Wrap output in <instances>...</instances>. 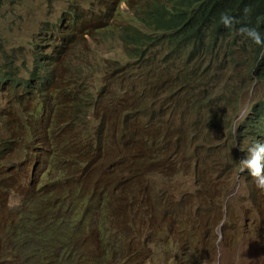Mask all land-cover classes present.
Segmentation results:
<instances>
[{"label": "rangeland", "instance_id": "rangeland-1", "mask_svg": "<svg viewBox=\"0 0 264 264\" xmlns=\"http://www.w3.org/2000/svg\"><path fill=\"white\" fill-rule=\"evenodd\" d=\"M122 1L0 0V76L11 72L17 80L0 84V138L23 136L15 101L29 96L34 79L38 94L22 105L33 106L35 118L47 119L55 99L52 121L65 137L87 127L110 139L89 156L95 167L80 181L73 179L78 164L68 169L71 178L56 179L55 155L44 165L43 152L29 163L19 143L0 152V264H100L94 258L108 245L116 254L102 260L110 264H264V191L237 167L253 142L239 139V123L264 101L253 46L235 32L221 48L220 35L197 46L171 45L167 36L144 48L137 39L153 31L131 17L133 10L111 11V25L99 23L100 10L127 8ZM122 27L133 35L120 37ZM115 29L107 42V30ZM60 86L62 93L82 86L85 96L99 94L95 103L82 101L100 110L84 115V103L69 96L60 110V96H51ZM14 167L39 169L25 176ZM46 201L44 221L31 217L29 207ZM52 211L62 220L56 233L69 234L55 248L44 229ZM94 221L104 228L101 242L90 231Z\"/></svg>", "mask_w": 264, "mask_h": 264}, {"label": "trees", "instance_id": "trees-1", "mask_svg": "<svg viewBox=\"0 0 264 264\" xmlns=\"http://www.w3.org/2000/svg\"><path fill=\"white\" fill-rule=\"evenodd\" d=\"M139 1L140 0H123L124 4H126L127 8H120V5L116 9H111L110 11L104 13L103 10H100V16L102 17L99 21L102 22L104 19L106 22L108 19H111L112 21V15L111 11L113 12H119L118 14H124L127 13L125 11L133 10V15L131 17L137 21H140L141 24L145 26L146 28L153 31V33L147 35L145 38L139 37L137 39V42L141 44L144 48L150 45L158 46L157 44L152 43V41L155 42L157 38H160V43L164 44L163 41L171 36L173 43H181L182 41L191 43L195 46L197 44L203 43V41L206 38H210L209 40L217 39V37L223 36L220 39L219 48H221L222 44L227 40L233 38V33L238 32V29L241 26H248L256 28L264 37V0H145V2L141 3V6L143 10L140 11L139 7ZM245 8L250 9V12L245 15ZM222 12H228L231 16H233L237 23L233 25L231 29L226 28L221 22H220V14ZM110 13V14H108ZM104 17V18H103ZM109 17V18H106ZM98 23V24H99ZM108 25H111V22H107ZM98 24H95L92 27L98 26ZM138 24V23H136ZM56 31L61 29L60 28H54ZM117 29V26H116ZM113 33H110V30H107L108 37L106 38V41L109 42L112 38H115V31ZM139 31V30H136ZM133 32L130 27H122L119 30V35L122 38L130 37L132 34H129ZM143 33V32H142ZM145 34V33H143ZM164 36H166L164 38ZM244 40L253 47L251 48L254 52V56L256 57L255 60L257 61V64H255L253 72L256 73V76L258 77L261 82H264V46L257 45L253 43L250 39H248L246 36L242 35ZM208 40V41H209ZM144 42V43H142ZM207 44H209L207 42ZM237 44V43H235ZM165 45H170V42L166 41ZM170 45V46H171ZM238 44L235 45L234 49L236 50ZM169 47V46H168ZM214 47H217L214 46ZM141 48V47H140ZM139 48V50H140ZM77 72V70H75ZM11 75V72H6L5 75L2 77L0 76V84H4L6 81H9V76ZM35 77V75H34ZM11 83L17 82V80H10ZM34 82V79L28 81V86L25 90L27 94L30 96L32 93H37L38 91L35 89H32V83ZM24 85V83L22 84ZM25 86V85H24ZM47 86V85H46ZM65 87L60 86L58 91H54V93L51 96L57 97L60 96V100L58 102V108L60 110L64 109L65 101H67V98L69 96L70 100L75 102H83V99L89 98L88 103H95V100L99 98V94H95V92L91 95H84L87 93V89L84 87H79V89L74 88L69 91L65 90V93L59 92L61 89H64ZM48 89V87H47ZM36 91V92H35ZM73 94H77L75 97H71ZM45 95V94H44ZM43 95V96H44ZM28 96V97H29ZM41 96V95H40ZM26 97L25 99H27ZM50 97V95H49ZM24 98H18L15 101L16 106L18 107V111L22 112V114L19 116L18 125L19 128L23 130L24 134L21 137V135L18 133L15 135L14 139H7L6 136L0 138V152L7 153V145L13 146L15 144H21L23 147L22 155L24 156V159H27L29 163L33 160L34 156L36 154H41L43 152V158L40 160V163H43L45 165L46 159L49 158V156L55 155V161L57 164H59L60 169L58 172V177L56 179H60L61 181H64L66 178H71L70 174L68 175V169L73 170L74 164H78L81 167L74 170L78 171L76 175L73 176V179L76 181H80L83 177L86 176L87 171L95 167L94 164H92V161L89 157H86L83 162H79V159L83 154H80L78 156H75L77 149L80 147L81 144L77 141V136L82 134V143L83 145H87L91 141V151L90 155L93 151L100 148L101 145H109L110 146V139H103L99 135L95 134L91 130V128H84V132L76 131L75 134H71L69 137L64 136L62 133V125L54 124L52 121V106L55 103L54 101L51 103V107L49 108L48 117L46 118H35L34 114V107L28 108L27 106L22 105L25 102ZM255 107L253 109H250V112H248L247 116L239 123L238 127V133L237 135L239 138H247V136L250 134L252 138H257V140L263 139L264 141V101L256 102ZM87 105V103L83 104V108ZM82 108V114L84 115H92L97 114L100 108L94 107L88 105L86 108ZM31 110V111H28ZM26 111L29 113L26 114ZM104 114V111L101 113ZM33 115V118L31 116ZM34 119V122L32 125H30L31 120ZM27 121V122H26ZM242 123V124H241ZM90 131V132H89ZM33 139V141H31ZM31 143V144H29ZM29 145V146H28ZM32 155V156H30ZM36 157V156H35ZM76 157V158H75ZM1 164L4 165L5 161L3 158L0 159ZM60 162H63L64 166L60 164ZM51 165V164H49ZM48 166V165H47ZM39 168H36L34 170H31L28 174H25L22 169L17 170V167H14V170L20 175L28 176L30 173H34L35 171H38ZM4 173L7 174L6 177L11 176V172L8 171L7 167H4L3 170ZM49 178H51L50 175H48ZM5 185L10 191L12 189V186L3 184L2 187ZM26 192V191H24ZM53 193V191H52ZM43 197L48 199L50 201L53 197L50 193H42ZM33 198V199H32ZM28 201L31 202L34 199V196L31 195L29 198H26ZM48 201L45 202L40 207L30 206L31 209L30 212H33L31 217H36V210L37 208L40 209H47V207H50L47 205ZM108 203V201H106ZM105 205H108L106 204ZM33 208V209H32ZM15 216H19V211L14 214ZM70 216H68L67 219H69ZM44 221V220H43ZM62 222L60 218L50 217L48 218L44 223V229L47 234V238L50 241L57 240L59 243L60 240L63 239L65 235L64 233L56 234L55 227ZM67 222V220H66ZM64 224V222H63ZM71 230V227L68 229V231ZM94 230L96 232V236L98 241H102L105 237L104 228L100 223L93 222L92 228L90 231ZM54 238V239H53ZM46 240V238L44 239ZM81 244V243H80ZM79 246V243H76V247ZM72 252L75 254L76 250L73 249ZM114 251L111 249L110 245H108L107 249L105 250V254L101 255L103 258L104 256L107 257ZM119 253V252H118ZM92 254H95L94 251H92ZM114 254H116L114 252ZM63 255V254H62ZM68 254H65L67 256ZM95 256V255H93ZM115 256V255H114ZM46 256L44 254L41 255V258L44 259ZM100 256L95 257L94 259H98ZM57 264L65 261L63 259H57L55 261ZM66 264V263H65Z\"/></svg>", "mask_w": 264, "mask_h": 264}, {"label": "clouds", "instance_id": "clouds-1", "mask_svg": "<svg viewBox=\"0 0 264 264\" xmlns=\"http://www.w3.org/2000/svg\"><path fill=\"white\" fill-rule=\"evenodd\" d=\"M244 12H245V15H247L250 12V9L245 8ZM220 22L226 28H229V29H231L233 27V25L235 23H237L235 18L233 16H231L228 12H222L220 14ZM238 31L240 32V34H242V35L246 36L248 39H250L253 43H255L257 45L264 46V37H262L261 33L256 28L248 27V26H241L238 29ZM254 64H257V61ZM34 116L36 117L37 114H34ZM242 123H243V121H242ZM239 139L242 142L244 140L253 141V142L249 143L247 148L243 151V153L245 155L241 158V160L237 164V167L239 168V170L241 172L246 171L248 173V175L252 178L253 182L255 183L257 189L264 191V141H263V139H261L259 141V140H257V138H252V137L248 138V139H245V138H239ZM31 141H33V139ZM77 141L81 145L77 149L75 156L83 154L81 156V158L79 159V162H83V160L86 157L90 156L92 143L90 141L87 145H83L82 134L77 136ZM29 144H31V143H29ZM40 164H43V163H40ZM40 212H41V209L37 208L36 218L43 221L44 219H42ZM32 213L33 212H30V214H32ZM50 217L57 218L58 215L54 211H52L50 213ZM69 232L71 233L74 231H72V229H71ZM67 236H69V234ZM67 236H64L63 239L59 241V243L66 241ZM82 237H83V233H80L75 243L82 241ZM57 242L58 241L56 240L54 243H50L51 248H53V246L55 248L59 244ZM100 264H110V262L109 261L108 262L101 261Z\"/></svg>", "mask_w": 264, "mask_h": 264}, {"label": "bare ground", "instance_id": "bare-ground-1", "mask_svg": "<svg viewBox=\"0 0 264 264\" xmlns=\"http://www.w3.org/2000/svg\"><path fill=\"white\" fill-rule=\"evenodd\" d=\"M13 192V188L9 191V193H12ZM15 192H18V190L17 189H15ZM44 192V191H43ZM16 194V193H15ZM30 194V193H29ZM16 196H17V194H16ZM26 196H27V194H26ZM11 209V208H10ZM12 211V210H11ZM19 210H17V212H18ZM16 212V213H17ZM16 213H14V214H16ZM261 253H262V250H261ZM102 256H100L99 258H98V260L101 262V261H103L102 259L103 258H101ZM257 257H260L261 258V254H259V256H257Z\"/></svg>", "mask_w": 264, "mask_h": 264}, {"label": "water", "instance_id": "water-1", "mask_svg": "<svg viewBox=\"0 0 264 264\" xmlns=\"http://www.w3.org/2000/svg\"><path fill=\"white\" fill-rule=\"evenodd\" d=\"M255 72H256V71H255ZM255 72H254V73H255Z\"/></svg>", "mask_w": 264, "mask_h": 264}]
</instances>
